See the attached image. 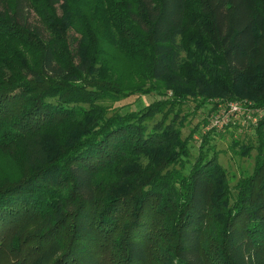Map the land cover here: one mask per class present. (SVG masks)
I'll use <instances>...</instances> for the list:
<instances>
[{
  "label": "trees",
  "instance_id": "obj_1",
  "mask_svg": "<svg viewBox=\"0 0 264 264\" xmlns=\"http://www.w3.org/2000/svg\"><path fill=\"white\" fill-rule=\"evenodd\" d=\"M239 96L264 108V0H0V264H264V117L234 184L192 149Z\"/></svg>",
  "mask_w": 264,
  "mask_h": 264
},
{
  "label": "rangeland",
  "instance_id": "obj_2",
  "mask_svg": "<svg viewBox=\"0 0 264 264\" xmlns=\"http://www.w3.org/2000/svg\"><path fill=\"white\" fill-rule=\"evenodd\" d=\"M30 20L32 22L35 21V15L33 13L30 16ZM115 52L118 53L117 51ZM124 70L125 69H123L122 71ZM237 90L241 92L242 88H238ZM165 92L168 93V95L170 96L173 95L172 88H169V89L164 88V93ZM154 93L155 92L147 94V95L145 94L132 95L124 100L114 103V107L116 108V110H119L121 112H126L128 110H134V109L136 110L138 108H142L144 106H147L152 101H155L160 98V95H157ZM214 100L222 101L226 99H224L223 97H220V98L218 97L213 100H210L209 101L210 103L208 105L203 106L200 110H198V114H195L194 122H198L200 124L201 132L195 135L196 142L193 143L194 144L192 148L193 153L198 152L200 141L202 140V135L203 133H205L204 131L206 130L204 127L206 124L204 123L205 121L204 119L207 118L209 110L211 109L212 105L215 102ZM239 100H247L252 105L256 104L252 98L247 97V96H244V97L239 96ZM226 129H229V131H226ZM209 132H212L211 135L214 137V142L216 143V149L219 152L220 162L229 170V175H230L232 184H234L236 180L239 179L243 171L245 173H249L253 170L254 165H255V153L253 152L252 156L250 157H241L237 153H235L234 150H232L231 148L232 135L235 138H241L245 140V138H247L246 136L248 137L250 136L249 132H246L244 130H240L239 128H234V127L224 128L222 130H211V131H208V133ZM253 133L254 134H251V135H255L256 131Z\"/></svg>",
  "mask_w": 264,
  "mask_h": 264
},
{
  "label": "built area",
  "instance_id": "obj_3",
  "mask_svg": "<svg viewBox=\"0 0 264 264\" xmlns=\"http://www.w3.org/2000/svg\"><path fill=\"white\" fill-rule=\"evenodd\" d=\"M263 116L264 108L256 107L247 100L216 101L215 108L208 113L204 132L234 127L254 134Z\"/></svg>",
  "mask_w": 264,
  "mask_h": 264
}]
</instances>
